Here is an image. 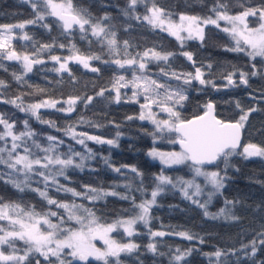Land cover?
Wrapping results in <instances>:
<instances>
[{
	"label": "trees",
	"instance_id": "obj_1",
	"mask_svg": "<svg viewBox=\"0 0 264 264\" xmlns=\"http://www.w3.org/2000/svg\"><path fill=\"white\" fill-rule=\"evenodd\" d=\"M54 1L68 2L73 12L89 23L83 30L79 26L65 32L42 0H0V28L24 25L10 43L0 47V118L13 125L11 131L19 137L13 156L41 160L40 165H31V172L20 164L14 169L0 164V206H6L10 214H32L68 232L77 229L78 217L112 224L136 216L138 206L152 200L157 176L164 169L146 155L157 133L150 124L137 119L138 101L144 99L130 98V92L136 91V76L156 81L160 90H182L186 99L176 106L179 121L201 114L212 102L221 121L242 124V143L264 147V56L249 57L231 50L235 44L222 23L219 27L206 23L216 11L242 14L264 10V0H136L135 4L132 0ZM152 8L170 19L182 15L198 18L201 37L179 42L151 26L142 16ZM248 20L251 26L259 22L251 15ZM94 26L98 31L103 29L99 36L93 34ZM109 40L114 44L110 46ZM10 50L30 54L40 63H33L32 70L27 71L21 62L8 59ZM146 52L152 55L144 60V69L125 63L141 60ZM153 53L167 59H155ZM184 53L191 54L192 59ZM197 69L206 81L203 85L194 79ZM242 74L246 84L241 83ZM229 76L232 84L228 83ZM188 79L191 84H185ZM42 102L52 106L31 107ZM5 131L0 124V134ZM49 136L55 140L50 141ZM109 140L113 143H107ZM10 141V136L0 139L2 153L9 154ZM50 147L53 152H46ZM46 156H71L73 164L60 175L58 164L42 167ZM211 168L218 169L224 181L220 192L211 188L190 198L166 185L150 205L147 223L137 220L128 236H123V230L112 232L119 237V245H135L132 251L65 264H264V245L260 244L264 237L259 235L264 232V160L232 153L219 158ZM164 172L172 178L189 175L186 166ZM212 192L216 193L207 197ZM0 216L4 217L0 232L11 230L9 217ZM254 240L255 254L251 248ZM0 252L25 254V247L18 240H10L0 244ZM177 255L182 257L179 261ZM0 264L34 263L26 259Z\"/></svg>",
	"mask_w": 264,
	"mask_h": 264
},
{
	"label": "snow or ice",
	"instance_id": "obj_2",
	"mask_svg": "<svg viewBox=\"0 0 264 264\" xmlns=\"http://www.w3.org/2000/svg\"><path fill=\"white\" fill-rule=\"evenodd\" d=\"M48 6L52 9L51 14L53 16H58L61 20L64 21V26L65 28H70L74 24L79 25L80 28L83 30L84 26L89 23L87 19H84L83 17H80L77 14H67L65 15L64 12V6L61 4H56L53 3V0H47ZM132 3L135 4L136 0H132ZM35 7V5H33ZM68 9H71V5H68ZM160 9H156L152 13V17H145V19H149L150 23H155L156 20H159L160 16ZM256 11H245L239 16H228V15H219V19H223L228 21L229 23L232 24L231 29L229 28H224L223 30L225 32H230L232 34V37L234 40H236V48L231 49L235 51H244V49L240 46L241 40H243L244 44L248 45L252 51L248 52V55L251 57H256V56H264V23H262L259 27V29H250L245 26L244 30H240L237 27L236 21H239L240 23L244 22L245 17H248L249 15H256ZM260 18L264 20V10H261L259 12ZM42 19V17H39ZM181 20H185L186 17L181 16ZM191 20H195V17L188 18ZM163 23V21H161ZM206 23H212V24H217L216 20L209 19L206 21ZM219 27V25L217 24ZM5 28H9L11 26H3ZM18 27H24V25H19ZM98 26L93 27V34L99 36L100 32L103 31V29H100L99 31L97 30ZM197 33H199V29L196 30ZM192 29L189 27V33L191 35ZM173 35L176 33L173 32ZM179 38V37H178ZM108 44L111 46L114 44V41L109 40ZM3 44H0V47H3ZM147 55V53H145ZM188 57L189 60L192 59L191 54L189 53H184ZM153 56L155 59H167V56H161L158 53H153ZM19 57L16 56L15 53H12L8 56V59H18ZM53 60L58 59L57 57H52ZM25 61H28V57H24ZM84 63L85 67H88V63L85 61H82ZM33 63H40V61H31L27 62L25 64V69L27 71L32 70V64ZM115 63L119 64L120 67H124V64L121 63L119 60H116ZM125 63L132 65L135 63L134 60H127ZM61 69L65 68L64 64L60 65ZM140 69L145 68L144 63L139 64ZM93 71H96V69H92ZM256 73L253 72L252 75H255ZM202 74L199 69H197L196 75L194 77L195 80L199 81L200 84H205L206 81L201 78ZM19 79V77H17ZM121 80H123V77H120ZM192 80L188 79L185 80V84H191ZM152 84H155L156 81H152ZM210 83V82H208ZM228 83L232 84V78L231 76L228 77ZM241 83H247V80L243 78L242 74V79ZM157 87H161V85H157ZM147 91V89H145ZM91 99V98H89ZM186 97L185 95L182 94V90H175L171 94H169L166 97V100L172 101L173 104H179L181 101L185 100ZM11 103H15V101H11ZM71 103H74L72 101ZM47 104V102H45ZM47 106H52V105H47ZM33 109L41 107V105H33L31 106ZM212 104H208L207 108L208 111L205 112L203 116H198L193 120H188V121H183L181 120L179 123H174L170 124L169 121L163 120V121H153L154 123L157 124V127L159 128L160 125H163L164 127H167L171 130H174L179 134V140L178 142L181 145L182 152L180 153H170L168 154L170 157L169 161L172 164H181L184 163L185 161H192L193 165H203L205 163L211 164L214 161L218 160L221 157H227L230 155L231 150L235 149L237 146V141L239 139V128L242 127L241 123L237 124H226L220 120H217L215 117L211 115V110H212ZM28 109L21 108V111H27ZM163 111H166L170 114L172 117H176L177 120H179L178 113L173 111L172 107H164L162 109ZM68 111H72L71 105L68 109ZM247 116H241V121L245 120ZM141 119H144L143 115L141 116ZM0 124H3L5 131L3 134H0V139H4L5 136H11L13 140L12 144V149L9 151V158L8 160H4L2 157H0V163H5L9 168H16V165L21 164L22 162L24 163V166L28 169L29 172L33 171L32 169V164H41V160L37 159L35 161H28L27 157L25 156H17L15 158L14 163L10 162L12 160V153L15 152L16 148L18 145L15 143L16 140L19 139L16 135H13V133L10 131L13 127V125L7 123L3 118H0ZM71 131V129H69ZM30 135V134H29ZM83 135V134H82ZM73 138H75L73 136ZM48 139L50 141L55 140L54 137L49 136ZM88 139L90 140H97L98 142L103 143L104 141H100L99 138L89 136ZM79 143H83V140H79ZM62 143V141H60ZM107 143L112 144L113 141L109 140ZM249 149H252V151H249ZM4 149H0V152H3ZM27 151V149H26ZM46 152H53V148H48L45 150ZM245 152L247 153L248 156H264V149L257 148L256 145H248L247 148H245ZM76 155H79L78 153ZM149 155L152 156H157L161 155L156 152H151ZM84 157H81V160H83ZM45 160H47L46 164H43L42 167L47 168L49 165L52 164H58L61 166L60 172L58 174L63 175V169L72 165L73 164V159L71 156H68L66 159H61L59 156H56L55 158H52L50 156H46ZM77 167H80L81 165H76ZM133 171H136L135 168L132 169ZM196 174L197 175H204L206 178H210V182L218 189L221 188L223 185L221 183V179L216 172L212 173H206L202 172L201 168L196 167L195 168ZM43 175V173H41ZM45 179L47 180L48 177L46 176ZM160 183L157 184L156 190L152 191L151 196L152 200L148 201L146 200L145 202L141 203L138 207L140 209L139 215L135 219H130L127 221H124L123 223L127 225L125 227V231L131 235L132 234V225L136 223L137 220L144 221L147 223V215L149 212V207L152 203L155 202V198L159 194L160 191L163 190L162 185L166 183H171L170 180H168L166 177H159ZM53 182H55L54 177H53ZM188 183L189 185L191 182H185ZM175 187V185H173ZM16 187H20L19 184L16 185ZM197 189H199V186H197ZM23 190V189H21ZM42 196L45 195L44 192L40 193ZM75 194V193H74ZM185 195L187 196L188 193L185 191ZM49 203H54V201L49 200ZM200 207L204 208V205L201 204L199 205ZM6 207V206H5ZM63 207H67V205H63ZM223 214V210H222ZM52 215H56V213H52ZM205 215H209L207 210L205 209ZM3 216H0V219H3ZM215 218V217H213ZM44 223L49 224V227L55 228V225H51L48 220H45ZM90 222V226L88 229V233H83V232H72L70 231V235L67 236L66 239L64 240H55L53 241V233L49 232L47 235H44L39 232L38 229L35 228V225L28 226V225H21L22 228H25L26 231L23 232H10L7 235L8 236H18L20 239H24L25 236L28 237L29 240L33 241L35 246H36V251L40 252L41 255L44 256L45 260L49 259L48 253L51 254V256H57L58 254L65 248L72 249L71 255L73 257H78L80 260H87L89 256L95 255L97 259H102L106 256H116L118 252L120 251H132V249L135 247V245L132 244H125V245H116L115 242L109 241L106 238V235L108 232L112 231V226L108 227H92ZM153 235H163V233H153ZM181 235H186L185 233H181ZM260 237H264V232L259 234ZM89 236L92 238H100L104 240V243L108 245V250L105 252H101L99 249L95 248L92 244L91 241L89 240ZM188 239H191V236H187ZM55 242L56 247L55 249L48 247L49 244ZM8 243L7 239L5 237H0V244ZM260 244L264 245V239H260ZM48 248L47 252H43L42 248ZM247 247V246H245ZM149 248H152V245H149ZM252 248V253L255 254L256 252V241L254 240L251 245ZM217 256L220 255L219 252L216 253ZM181 255H177L175 259L179 261L181 259ZM16 257L10 256V255H4L3 252H0V261H10L14 260ZM21 261L25 259V257L21 256L19 257ZM39 264V261H38ZM63 264V262H62ZM105 264H108L106 261Z\"/></svg>",
	"mask_w": 264,
	"mask_h": 264
},
{
	"label": "rangeland",
	"instance_id": "obj_3",
	"mask_svg": "<svg viewBox=\"0 0 264 264\" xmlns=\"http://www.w3.org/2000/svg\"><path fill=\"white\" fill-rule=\"evenodd\" d=\"M23 1H26V2H34L35 1V2H37L40 0H23ZM42 1L44 2V7L48 11V13L51 14L52 9L48 6L47 0H42ZM53 3L63 5L65 12L74 13L72 10V7H71V9H68V5H69L68 2H59V1L53 0ZM154 10H156V9L152 8L151 11H149L148 13H146L142 16V19L144 21H146L147 23H149L151 26L166 31L167 33H169L170 35L175 37L179 42H182L183 40H186L189 38H200L201 37V33H202L201 26H200L201 23H200V20L198 18L195 17L196 18L195 20H191L188 18H192V17L182 15V16L186 17L185 20H181L180 19L181 16H179L176 19H170V18L166 17L162 12H160L159 20H156V22L153 24V23L149 22V19H145V17L151 18ZM260 11L261 10H257L256 11L257 14L254 15L255 17L259 18V22L257 25L251 26L249 24L248 17H245L243 23L236 21L237 27L240 30H244L245 26H247V28H250V29H259L260 25L262 23H264V20H262L260 18V15H259ZM219 15L239 16L241 14H228V13H225L223 11H216L214 13V15L210 18L212 20H216L217 24L222 23L223 29L224 28L231 29L232 24L226 20L219 19L218 18ZM251 16H253V15H251ZM161 21H163V23H161ZM19 25L20 24L11 25V27H9V28H5V27L0 28V44L10 43V41H12V39L15 38L16 34L22 30L23 27L22 28L18 27ZM189 27H191V29H192L191 35L189 33ZM197 29L200 30L199 33H197V31H196ZM173 32H175L176 34L173 35L172 34ZM226 34L232 39V41L235 44V48H236V40L233 39L232 34L230 32H226ZM240 46L244 49V51H241V52L245 53L246 55H248V52L252 51V49L248 45L244 44L243 40H241ZM9 52H10V54H12L11 50ZM146 53H147V55H145V53H144L143 58L134 63V64H136L137 67H139L140 63L146 64V62L144 60H147L149 57H151L152 53H150V52H146ZM15 54L19 58L18 59H10V60H17V61L21 62L24 66L27 62L33 61L32 56H30V54H26V53H15ZM25 56L28 57V61L24 60ZM249 57H251V56H249ZM134 80L136 82H135L133 87L136 91L130 92L131 100H137V98L139 96H141L144 99V100L138 101L139 113L137 115V119L141 122H146V123L150 124L153 127L154 131L157 133V136L154 137V139H153L152 149H150L146 153L147 157L153 161L158 162L162 166L164 171L168 168H171V167L173 168V167H179V166H186L187 172L189 173V175L186 177H183V176L178 177L177 176V177L172 178L168 173H165L164 171H162L157 176L158 184L160 183L159 177H161V176L166 177L168 180L171 181V183L163 184L162 185L163 189L165 188L166 185H169L172 188L177 189L182 195H184V197L186 196L185 191H187V193H188L187 196L190 198L199 197L201 190L206 191L208 189L210 190L211 188H213L216 192H220L221 188L217 189L210 182V178H206L204 175H197L196 171H195V168L199 167V168H201L202 172H206V173L216 172V173H218L219 177L221 178V175H220V172L218 169L211 168V167H201V166H197V165L194 166V165L190 164L188 161H185L184 163H181V164H172L170 162H166V161L170 160V157L168 154L182 152V150L179 149L177 146L175 147L176 141L179 138V136L174 133V130H171L167 127H164L163 125H160V127L158 128L157 124L154 123L153 121L167 120V121H169L170 124H174V123L179 122V120H177L176 117H172V116H170V114L168 112L162 110L164 107H172L173 111L177 112V109H176L177 104H173L172 101L166 100V97L169 94H171L173 92V90H165V89L160 90L157 87V84H152L151 82L147 81L143 77L136 76L134 78ZM145 89H147V91H145ZM117 93H119V92H117ZM50 104L51 103H49V102H47V104H45V102H42V103H39L36 105L42 106V105H50ZM142 115H143L144 119H141ZM10 139H11V141H10L11 143H10L9 150H11L12 144H13V140H12L11 136H10ZM15 143H17V140L15 141ZM248 145H254V144L242 143V145L240 146V148L238 150L232 149L230 154L237 153V154H239L245 158H260V159L264 160V156H260V155L248 156L247 153L245 152V148H247ZM257 148L264 149V147H259V146H257ZM249 151H252V149H249ZM151 152H156V153H159L161 155H157V156L149 155V153H151ZM17 156H25V155L17 154L16 156H13V154H12V160L11 161L13 163H14L15 158ZM0 157H2L4 160H8L9 154H5V153L0 152ZM27 160L29 161L28 158H27ZM0 164H4V163H0ZM52 165H54V164H52ZM20 166L23 169H26L23 162L20 164ZM185 182H191V184L189 185L188 183H185ZM221 183L223 185V183H224L223 179H221ZM173 185H175V187ZM197 186H199V189H197ZM216 192L210 193L207 197L211 196V194L216 193ZM149 201H151V200H149ZM139 213H140V209L138 211V214L134 217L126 218V219H120L118 221H115L112 224H107V225L98 224L91 217H83V218L78 217L77 221L79 223V226L77 227V229L72 230V232L88 233L90 222H92L91 223L92 227L100 226V227L106 228L108 226H112V231L107 233L106 238L109 241L115 242L116 245H119L116 242V241H119V237L113 236L112 232L113 231L118 232L119 230H123V236H128L129 234L125 231V227H127V225L124 224L123 222L130 220V219H135L139 215ZM0 214H5L6 216H8L9 217L8 222H10V224L13 225V228L11 230L0 232V237H5L9 243H10V240H18L25 247V254L13 252L16 255H10V256H14V257H16V259L10 260V261H4V262L20 263V262H22L19 259V257H21V256L25 257L24 260L31 259L34 264H38V261H39V264H62V262H63V264H65L68 261L80 260L78 257H73L71 255L72 249H69V248L63 249L58 254V257L57 256H51V254L48 253L49 259L45 260L44 256L41 255L40 252L36 251V246H35L34 242L29 240L27 236H25V238L22 240L18 236H8L7 235L10 232L19 233V232L26 231L25 228L21 227L22 224L28 225V226L35 225V228L38 229L39 232L44 234V235H47L49 232L53 233L52 238H53V241H55L57 239L58 240L66 239L67 236L70 235L69 230H68V232L62 228H60L61 229L60 230L56 224H54L48 220L51 225L56 226L55 228H51V227H49V224L44 223V221L47 219L37 217V216H34L32 214L22 213V212H18L16 214H10L8 212V208L3 207V206H0ZM131 231L132 232L134 231L133 228L131 229ZM88 238L91 241V244L95 248L99 249L101 252H105L108 250V245H106L104 243L103 239L92 238L91 236H89ZM96 242H98V244L100 243L102 245V247L97 245ZM123 245H125V244H123ZM48 247L55 249V247H56L55 242L49 244ZM42 251L47 252L48 248L47 247L42 248ZM120 252H127V251H120ZM120 252H118V253H120ZM106 257H109V256H106ZM106 257H104V258H106ZM104 258H102V259H104ZM87 259L101 260V259H97V257L95 255L89 256Z\"/></svg>",
	"mask_w": 264,
	"mask_h": 264
},
{
	"label": "water",
	"instance_id": "obj_4",
	"mask_svg": "<svg viewBox=\"0 0 264 264\" xmlns=\"http://www.w3.org/2000/svg\"><path fill=\"white\" fill-rule=\"evenodd\" d=\"M69 13H70V12H64L65 15H67V14H69ZM71 14H75V13H71ZM57 17H58V16H57ZM58 19H59V21H60V23H61V27H62V29H63L65 32H69V31H71L72 29H74V28H76V27H79V25L74 24V25H73L72 27H70V28H65V26H64V21L61 20L59 17H58ZM208 104H212V106H213V107H212V110H211V115H212L213 117H215L217 120H220V119L215 115V109H214V105H213V103H212V102H208L207 105H208ZM207 105H206V107H205V110H204L201 114H199V115H197V116H195V117H191V118H189V119L183 120V121L193 120V119H195V118L198 117V116H203V115L205 114V112L208 111ZM220 121H221V120H220ZM179 122H180V121H179ZM179 122H177V123H179ZM222 122H224V123H226V124H237V123H238V122H236V121H231V122H229V121H222ZM174 133H175L176 135L179 136V134H178L177 132L174 131ZM238 135H239V139H238V141H237V146H236V148H235L234 150H238V149L240 148V146L242 145V141H243L242 127L239 128V133H238ZM178 140H179V138H178L177 141H176V146H177L179 149L182 150L181 145H180V143L178 142ZM182 151H183V150H182ZM218 160H219V159H218ZM218 160L214 161V162L211 163V164L205 163V164H203V165H197V166H201V167H211V166H214V165L218 162ZM188 162H189L190 164L193 165L192 161H188Z\"/></svg>",
	"mask_w": 264,
	"mask_h": 264
}]
</instances>
